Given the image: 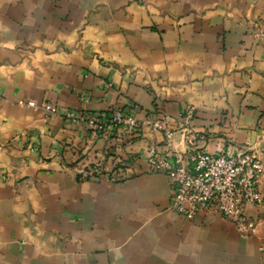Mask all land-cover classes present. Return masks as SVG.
<instances>
[{
  "label": "crops",
  "instance_id": "crops-1",
  "mask_svg": "<svg viewBox=\"0 0 264 264\" xmlns=\"http://www.w3.org/2000/svg\"><path fill=\"white\" fill-rule=\"evenodd\" d=\"M259 31L264 0H0V264H264V221L241 238L220 214L170 208L172 180L148 162L164 135L142 126L170 116L183 148L192 108L206 152L264 147ZM117 109L137 132L59 112Z\"/></svg>",
  "mask_w": 264,
  "mask_h": 264
},
{
  "label": "built area",
  "instance_id": "built-area-1",
  "mask_svg": "<svg viewBox=\"0 0 264 264\" xmlns=\"http://www.w3.org/2000/svg\"><path fill=\"white\" fill-rule=\"evenodd\" d=\"M264 39V33L258 32ZM20 105L36 107L33 101L19 100ZM46 110H53L50 104ZM66 119L85 124L103 136L119 132L126 137L137 132L140 123L134 114L122 110L107 113H80L71 110L59 111ZM194 110L187 108L179 114L181 143L179 148L175 131L171 128L173 118L164 113L157 119H145L142 126L162 132L167 153L160 155L155 146L148 147V162L163 170L172 180L170 208L188 218L200 212L217 213L229 223L241 238L252 236L264 221V147L244 146L231 143L227 149L209 153L198 147L191 139L190 121ZM80 180L97 178L101 174L100 164L77 170ZM262 209L258 218L248 217L247 206Z\"/></svg>",
  "mask_w": 264,
  "mask_h": 264
}]
</instances>
